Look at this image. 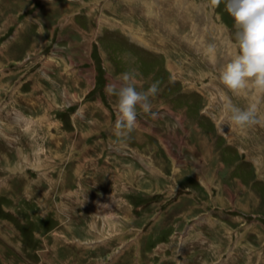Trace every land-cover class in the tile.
Listing matches in <instances>:
<instances>
[{"label": "rangeland", "instance_id": "374dc122", "mask_svg": "<svg viewBox=\"0 0 264 264\" xmlns=\"http://www.w3.org/2000/svg\"><path fill=\"white\" fill-rule=\"evenodd\" d=\"M235 31L209 0H0V264H264V124L227 119L257 96L219 80ZM133 69L157 115L119 138L105 88Z\"/></svg>", "mask_w": 264, "mask_h": 264}, {"label": "clouds", "instance_id": "9594fccd", "mask_svg": "<svg viewBox=\"0 0 264 264\" xmlns=\"http://www.w3.org/2000/svg\"><path fill=\"white\" fill-rule=\"evenodd\" d=\"M215 9L224 3L234 21L237 54L221 69L219 80L236 96L255 92L257 99L241 107L231 97L224 105L226 118L241 130L264 124L260 103L264 100V0H209ZM215 45H208L207 52L215 54ZM139 73L133 69L120 74L118 79L106 85L109 96L116 97L115 135L125 138L139 127L138 115H157L152 111L154 99L159 93L160 82L152 83L146 90L138 80Z\"/></svg>", "mask_w": 264, "mask_h": 264}]
</instances>
